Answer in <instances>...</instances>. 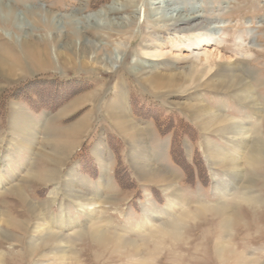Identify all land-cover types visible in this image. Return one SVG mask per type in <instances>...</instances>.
I'll return each instance as SVG.
<instances>
[{
  "label": "rangeland",
  "instance_id": "1",
  "mask_svg": "<svg viewBox=\"0 0 264 264\" xmlns=\"http://www.w3.org/2000/svg\"><path fill=\"white\" fill-rule=\"evenodd\" d=\"M154 1L0 0L3 15L9 6L25 22L0 17V59L16 69L0 73V264H264V0H171L217 37L200 60L174 48L196 33L174 35L170 23L154 21ZM114 3L124 10L110 18L131 26L86 24ZM26 44L46 57H31ZM158 45L168 56L146 55ZM227 66L242 79H231ZM248 87L259 107L242 100ZM226 116L252 137L240 176L210 156L238 151ZM127 117L143 144L122 128H130ZM150 163L158 175L144 171ZM165 175L172 186L160 182ZM76 181L96 203L82 200L85 214L70 196ZM63 202L73 229H60ZM151 211L155 227L146 228ZM159 215L163 224L179 219L180 231L166 230ZM98 220L109 242L92 239Z\"/></svg>",
  "mask_w": 264,
  "mask_h": 264
},
{
  "label": "bare ground",
  "instance_id": "2",
  "mask_svg": "<svg viewBox=\"0 0 264 264\" xmlns=\"http://www.w3.org/2000/svg\"><path fill=\"white\" fill-rule=\"evenodd\" d=\"M171 0H155L154 2H152V9L154 10V15L156 16V22L158 23H162V22H168L170 23L169 25L172 27L173 31L175 32L174 35H176V33H182V32H188V33H196V35L194 37H186L184 40L180 41L178 45L174 46V48H177L180 50V48L184 47L187 51H190L192 53V57L195 60H200L201 59V54H200V49L203 46L209 45L213 42V40L216 37L215 34H213L208 27H206L203 24V21H201L200 17L196 14H189V15H184L183 14V10L180 9V7H177L175 4H173L172 2H170ZM1 10H5V14L3 15V11H0V17H2L3 19H5V22L7 23H13L16 21H20L19 24H21V22H23L22 25H25L24 17L23 15L16 13V11L9 6H6L5 8L1 6ZM124 10V5H121L119 3H114L113 5L111 4V6L107 9V10H103L94 14H91L89 16H87L85 18V22L86 24L89 25H96L99 28H104V27H117L120 29H124L126 27H129L132 25L133 20L130 18H124L120 21H116L115 19H111L110 18V14L112 15V13H119L121 11ZM187 13V12H186ZM2 14V15H1ZM1 19V18H0ZM1 21V20H0ZM67 21V20H66ZM59 26H62L63 24V20L60 19L59 21L57 20ZM69 22L75 24L76 29H80L82 28V23L83 21L77 20V19H71L69 18ZM8 35V34H7ZM10 37V35H8ZM217 42V41H216ZM27 53L31 56V57H35V59L40 58L42 56L47 55V51L42 53L41 50H39L38 48H36L33 44H26L25 47ZM120 49V48H119ZM184 49V50H185ZM63 52H60L59 54L62 55ZM169 54V51L165 50L163 48V46L158 45L156 48H148L146 51V55L150 56V57H154V58H164L166 57V55ZM168 56V55H167ZM206 56V55H205ZM204 56V57H205ZM203 57V56H202ZM62 60L64 59V57H61ZM47 59L48 58H43L41 59L42 63L46 66L47 64ZM116 59V60H115ZM115 59H110L112 61V65H109L110 69L112 68L113 70L116 68V66L118 65V63L121 61L120 56L117 55ZM227 68L232 71L231 73V79L234 78H240V76L236 73L237 71L230 69L232 68L231 66H227ZM4 72H11L12 74L16 72V69L13 68L12 66L8 65L7 63L3 62V60L0 59V73H4ZM147 72L150 74L152 73V70H147ZM145 74V72H143ZM154 74L149 75L148 78L149 80H156L159 78L160 74L159 72H153ZM237 74V75H236ZM153 75H157V76H153ZM157 77V78H156ZM162 78V77H161ZM160 78V79H161ZM175 77H172L171 79H174ZM242 79V78H240ZM244 81V86L247 85V82L243 79ZM168 82V81H167ZM150 83H152L150 81ZM249 85V84H248ZM246 93H244L242 95V100H244L247 103H252L253 105L259 107L260 105L254 101V93L252 92V88L248 87L246 89ZM203 113H205L207 116H212L215 118H220L221 116V112L218 111L219 113H216L215 111H213L212 109H210L207 106H204L203 108ZM259 110V114L260 115L262 113V109L258 108ZM224 118V117H223ZM227 122H231L232 124V130L236 131L238 135H235L232 139H233V145L236 149H238V151H236V153L234 154H228L227 150H225L224 148L218 149L216 148V150L214 152H211L212 154L210 155L211 158L214 157H219L220 159H222L223 162L225 163H229L231 165V168L233 170V174L236 176H240L242 174V170H241V161L240 158H242V155L245 152V147L247 148L249 141L248 139L251 140V136H249V132L250 130L243 124L238 123L237 121H234L233 119L228 118L227 116L224 118ZM123 124V123H122ZM125 124L128 125L130 128H127L126 126H123L122 128H124L125 130H132L136 132V136L138 137V142H140V144H143V133L140 130L139 126H137L136 124H134L128 117L125 120ZM83 126V125H80ZM244 148V149H243ZM258 152V150L256 148H253L252 150V159L255 158L256 153ZM259 153V152H258ZM153 155V154H152ZM154 156L152 157V159H154ZM150 158H148L149 161L153 160ZM146 163V162H144ZM144 171L146 173H148L149 175H154V173L156 172L157 175L158 173H160L159 171L156 170V168L151 165V163L148 165H144ZM162 178V179H161ZM160 182L161 183H169V185L172 186L173 180H171L170 177L168 176H164V177H160ZM97 187L98 191H100L102 189V185L99 184ZM85 187H81L80 183L78 181H76L75 186L73 185L71 187L70 191V196L73 198H76L78 200V203L76 204L79 213H84L86 212L85 208L86 205H84V203L82 202V200L84 201H88V202H92L93 204H91L90 206L92 207H96V203L94 198H89L87 197V193L84 190ZM170 189V187H169ZM169 189H167V191H169ZM58 190L57 189H53L52 192L50 193L49 196V200L52 203V205H55L56 203H58ZM226 191H221V195H225ZM66 203H61L59 208H60V216L62 218V222L63 225L61 226L60 229L64 230H69V229H73L72 227V223H71V217L67 211L66 208ZM172 206H170L169 208H171ZM87 210H89V208H87ZM154 212H150V213H145V217L147 219H149L150 221H148V224H146V228L147 227H155L151 221V219L155 216ZM172 215V214H171ZM91 216V215H90ZM93 219V218H92ZM98 219V218H96ZM157 220L161 221V224L164 225L166 230H171L174 231L176 234L180 231L181 225L179 224V219L176 218H171V222L170 223H166L163 224V218L162 216H158L156 218ZM153 220V219H152ZM99 221V220H98ZM152 223V224H151ZM48 224V222L46 223V225ZM98 226L95 227L94 229H92L91 232V236L92 239H95L96 241L100 242V243H105V242H109L110 241V229L105 225H102L101 222H98ZM100 228V229H99ZM145 227L137 230V231H133L134 234H139L140 232L144 231ZM50 233H52V230H49ZM131 232V231H130ZM127 233V232H126ZM132 233V234H133ZM79 233H74V235L78 236ZM58 236H60L62 238V235L57 234ZM125 235V234H123ZM126 235H129L128 233ZM63 238L66 240H70L72 237V235H63ZM116 238L120 239L123 238L122 235H116ZM126 239V238H123ZM121 242H125L124 240H120ZM130 245L132 247H135L136 251H140L139 248V244L137 243V241H133L132 243H130Z\"/></svg>",
  "mask_w": 264,
  "mask_h": 264
}]
</instances>
